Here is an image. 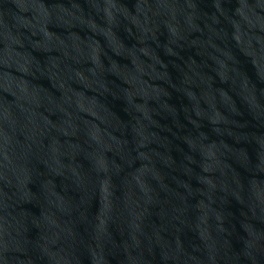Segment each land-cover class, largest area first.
I'll use <instances>...</instances> for the list:
<instances>
[{
    "label": "water",
    "instance_id": "obj_1",
    "mask_svg": "<svg viewBox=\"0 0 264 264\" xmlns=\"http://www.w3.org/2000/svg\"><path fill=\"white\" fill-rule=\"evenodd\" d=\"M0 264H264V0H0Z\"/></svg>",
    "mask_w": 264,
    "mask_h": 264
}]
</instances>
